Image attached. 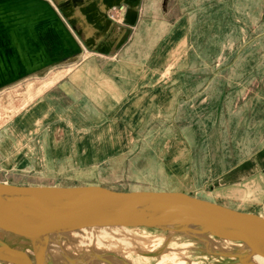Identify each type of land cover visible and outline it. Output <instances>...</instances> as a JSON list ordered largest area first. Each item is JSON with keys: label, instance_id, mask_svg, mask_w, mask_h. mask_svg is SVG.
<instances>
[{"label": "rangeland", "instance_id": "1", "mask_svg": "<svg viewBox=\"0 0 264 264\" xmlns=\"http://www.w3.org/2000/svg\"><path fill=\"white\" fill-rule=\"evenodd\" d=\"M48 1L61 14L57 1ZM143 3L163 5L164 11H160L171 25V34L148 61L146 78L159 85L153 94L162 106L154 123L140 139L134 138L148 102L138 95L100 122L87 111L84 118L68 108L70 100L59 96L56 84L85 57L116 61V46L108 54L99 53L98 48L122 39L119 34L107 37L104 31L89 34L85 22L72 26L62 13L81 45L80 54L0 88V182L181 191L214 200L211 191L201 187L210 184L214 174L264 145V0ZM105 9L112 23L125 25L129 4L120 2ZM132 31L127 43L133 42ZM52 94L59 99L54 98L59 101L56 107L43 100ZM143 234L164 236L153 228L143 229ZM108 237L118 238L114 234ZM1 240L26 247L12 237ZM161 244L163 253L148 262L140 263L141 251L133 243L131 248L122 247L121 254L114 252L123 260H111L157 264L164 252L182 250L180 258L186 264L233 261L207 251L199 240L183 234ZM27 250L31 256V249ZM60 264L71 263L63 259Z\"/></svg>", "mask_w": 264, "mask_h": 264}, {"label": "water", "instance_id": "2", "mask_svg": "<svg viewBox=\"0 0 264 264\" xmlns=\"http://www.w3.org/2000/svg\"><path fill=\"white\" fill-rule=\"evenodd\" d=\"M112 1L104 2L107 6L120 2L132 5L135 0ZM82 2L65 0L57 7L65 10L70 4ZM129 12L125 20L132 22L135 14L129 18ZM80 52V45L48 0H0V88ZM106 225H143L240 241L245 251L223 254L233 258L232 264H260L251 258L264 257V216L216 200L181 191L0 182V228L14 234L20 229L22 237L37 245L46 247L52 233L58 236L82 226ZM6 248L11 256L21 254L25 258L0 255L2 259L30 264L27 254ZM34 259L37 264L38 259ZM45 264L52 262L49 259Z\"/></svg>", "mask_w": 264, "mask_h": 264}, {"label": "crops", "instance_id": "3", "mask_svg": "<svg viewBox=\"0 0 264 264\" xmlns=\"http://www.w3.org/2000/svg\"><path fill=\"white\" fill-rule=\"evenodd\" d=\"M56 1L60 3V0ZM89 1L81 8L84 18L67 15L69 21H72V26L76 22H85L89 34L96 31H104L107 37L119 34L122 40H119L118 44L109 42L103 48H98L99 53L108 54L111 48L116 46L115 51L119 49L116 61H107L96 56L85 57L64 75L56 84V89L59 96L69 98V109L80 116L83 114V117L87 111L98 118V122L113 109L116 111L128 104L133 95L147 98L146 112L134 129V138L140 139L148 125L154 123L158 116L156 113L162 109L153 94L159 85L148 82L146 76L148 61L171 34V25L166 21L164 12L161 13L162 10L164 11V6L135 0L129 5L124 16L126 18L127 12L130 11L129 18H132L131 15L134 13L132 22H127L124 18L125 25H117L106 17L105 0ZM132 28L133 42L127 43ZM144 80L146 83H143ZM54 98L57 100L58 96L55 94L43 96V100L56 107L55 103L59 101ZM201 189L205 192L210 190L214 200L216 198L217 201L234 209L254 211L264 216V145L248 157L231 163L214 174L210 184H205ZM146 248L151 249V246Z\"/></svg>", "mask_w": 264, "mask_h": 264}, {"label": "bare ground", "instance_id": "4", "mask_svg": "<svg viewBox=\"0 0 264 264\" xmlns=\"http://www.w3.org/2000/svg\"><path fill=\"white\" fill-rule=\"evenodd\" d=\"M64 1L65 0H60V3ZM113 1L116 2L115 0ZM88 2L90 1L83 0V3L77 4L76 6L70 4L67 6V8H65V10L59 9L57 7V9L61 12V14L56 10L55 7L54 8L63 21L64 18H62L63 15L62 13H65L70 17L84 18V15L81 13V8L83 7V5H86ZM66 26L70 30L67 24ZM91 27L96 29L92 25ZM70 32L72 33L71 30ZM74 38L76 39L75 36ZM76 41L78 42L77 39ZM145 228H153V229L161 230L164 233V236L160 239L157 237H152L150 235H144L143 229ZM21 232L22 231L18 229V233H15L16 234L15 235L14 233L8 232L0 228V255L11 257L14 259L25 258L23 255L21 254L16 255L13 252L12 253L14 254V256H11L9 254L10 251L6 248V247H10L14 251H20L22 253L27 254L30 259V264H36L34 258L38 259L37 264H45L46 261L49 259L51 260L52 264H60V262L63 261V259L64 260L66 259L71 264H104V263L118 264L117 262H113L111 259L123 260L122 256L120 255L123 252L121 251V248L128 245L127 244L128 241H131V244L128 245L129 248H131L133 243V245L136 246L135 247L136 250L141 251L140 256L142 259L140 260V263L148 262L150 258L160 253H163L161 252L163 250H161L160 248L161 247L160 245H162L161 242L165 244V242L167 243L168 238L178 234L190 236L192 238L199 240L201 243L204 244V246L208 248L207 251L214 254L219 253V254L228 255L229 253H232L235 250L237 251L246 250V246L240 241L221 239L206 234H199V233L197 234L193 231L191 232L175 231L172 229L148 227L143 225H135V226L106 225V226H85V227L82 226L77 229L63 231L60 234L58 233L57 234L58 236H56V234L53 233L50 234L46 247L37 245L36 243L31 242L29 239L22 237V235H20ZM113 234L117 235L118 238L115 239L108 237L109 235H113ZM3 236L5 238L12 237V239H15L19 242H23L24 244H26V247L25 245L21 246L18 244L15 246H11L9 245L8 241L1 240V238L3 239ZM1 243H4L5 245L4 244L2 245ZM146 246H148L149 248L151 246V249L146 248ZM28 248L31 249V254H32L31 256L29 255V252L27 250ZM103 249L106 250L103 251ZM137 251L136 253H138ZM114 252H118L120 254ZM182 253H183L182 250L166 251L164 252L161 259L157 262V264H186V261H183L180 258V255ZM112 254H114L115 256ZM251 259L256 263L264 264V257H262L261 255H254ZM0 264H14V263L5 261L0 257Z\"/></svg>", "mask_w": 264, "mask_h": 264}]
</instances>
